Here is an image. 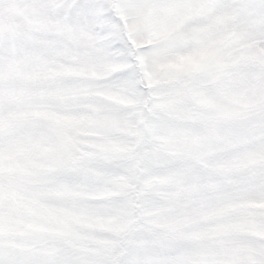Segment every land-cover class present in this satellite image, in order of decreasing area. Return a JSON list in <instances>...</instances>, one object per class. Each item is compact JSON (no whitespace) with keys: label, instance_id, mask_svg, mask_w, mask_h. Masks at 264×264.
Here are the masks:
<instances>
[{"label":"snow or ice","instance_id":"6c2138e0","mask_svg":"<svg viewBox=\"0 0 264 264\" xmlns=\"http://www.w3.org/2000/svg\"><path fill=\"white\" fill-rule=\"evenodd\" d=\"M0 264H264V0H0Z\"/></svg>","mask_w":264,"mask_h":264}]
</instances>
